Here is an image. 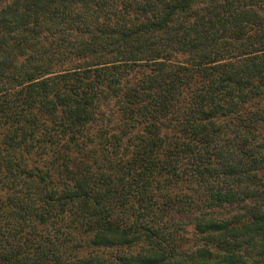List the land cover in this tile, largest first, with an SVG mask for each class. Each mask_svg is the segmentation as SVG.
<instances>
[{
    "label": "trees",
    "instance_id": "16d2710c",
    "mask_svg": "<svg viewBox=\"0 0 264 264\" xmlns=\"http://www.w3.org/2000/svg\"><path fill=\"white\" fill-rule=\"evenodd\" d=\"M0 264H264V0H0Z\"/></svg>",
    "mask_w": 264,
    "mask_h": 264
}]
</instances>
